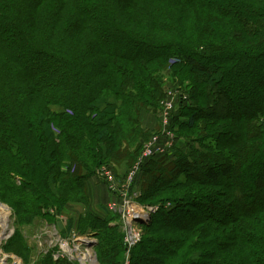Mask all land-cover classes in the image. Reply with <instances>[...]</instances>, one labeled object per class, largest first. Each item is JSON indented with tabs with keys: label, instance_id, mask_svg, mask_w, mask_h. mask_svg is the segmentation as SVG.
<instances>
[{
	"label": "trees",
	"instance_id": "obj_1",
	"mask_svg": "<svg viewBox=\"0 0 264 264\" xmlns=\"http://www.w3.org/2000/svg\"><path fill=\"white\" fill-rule=\"evenodd\" d=\"M187 70L190 103L170 129L189 149L144 161L139 201L161 206L129 264H264V0H0V196L30 216L63 207L54 184L132 159L118 140L123 121L139 123L124 115L157 107L162 80ZM7 160L33 194L2 171ZM109 223L100 263L125 264ZM5 250L29 258L19 234Z\"/></svg>",
	"mask_w": 264,
	"mask_h": 264
},
{
	"label": "rangeland",
	"instance_id": "obj_2",
	"mask_svg": "<svg viewBox=\"0 0 264 264\" xmlns=\"http://www.w3.org/2000/svg\"><path fill=\"white\" fill-rule=\"evenodd\" d=\"M175 63L179 64V59L173 58L170 62V65H174ZM180 67L182 69H188V67L181 63ZM185 75H183L182 80L178 83L173 82L170 78H165L162 80V88L160 89V99L157 102V107H153L152 109L148 107H140V110L136 113V116L132 115V112L127 111V114L124 115L131 116V120L133 121V118H136L138 120L139 124H133L132 122H125L122 123L123 127L121 129V137L119 141V146L123 148L122 151L125 150V156L127 155L128 151H130L132 154V159L134 158V163L132 162L131 165H129V160L132 159H124L119 160L113 159V158H107V160L111 164L113 168H111L114 172H117V184L123 185L126 182V177L129 176V173L131 169H133L136 164L138 163V160L144 151L145 147L148 145L150 139L155 134L159 136V145H164L165 151L163 153H154L149 159L152 161L160 159V158H174L175 155H177L180 152H183L184 150L189 149L184 141L183 137H180L177 139V136L175 135V132L170 129V123L168 126V130L172 131V137L171 139L168 138L165 134H163V127H164V121H165V108H167L170 105V111H169V120L170 116L172 115L173 108L176 107L177 104H180L182 102H185L183 106H188L189 96L188 92L185 91L188 89V86L190 82H192L191 75L188 74V70L186 71ZM185 89V90H184ZM188 97V98H187ZM122 110H126V108H122ZM130 112V113H129ZM128 116V117H129ZM127 117V118H128ZM181 119L180 116L176 118V122H178ZM184 119H187L185 117ZM58 128V127H56ZM59 129V128H58ZM57 130V129H56ZM180 131V130H179ZM186 133H194L195 130L193 129H187L184 130ZM177 133V132H176ZM133 141V142H132ZM11 140L9 141V143ZM17 138L14 139L11 144L12 148H17ZM128 143V145L125 144ZM139 143V147L137 148V145ZM97 143L93 144L94 150L97 151ZM0 147L3 148V145ZM60 158V157H59ZM3 154H0V164L3 163ZM154 159V160H153ZM146 160V159H145ZM144 160V161H145ZM144 161L142 165L144 164ZM150 161V160H149ZM151 161V162H152ZM53 162V161H52ZM52 162H49L47 166L50 168L49 173H52ZM5 165H7L5 168H1L3 172H10L12 174L13 183L15 184V187L24 189V191L29 192V196L33 194V184L34 182L32 180L31 186L28 184V180L26 178H19L17 177V174H15L14 166H12L11 161L7 160ZM115 165V166H114ZM105 165L101 167L97 166L95 167L94 171L91 172L87 179H80L78 176L71 177L72 182H69V180H66L67 177H62L57 183L56 186L54 184L55 192L61 195L55 194L54 199L58 201H63L65 199H70L64 201L66 204L63 205V207H58V205H52V206H46V204H41L39 207V211L36 213V215L30 216L29 210H21V211H14V205H15V198L14 196L9 197L8 199H3L0 196V220H3V215L7 214V211L10 210L12 213L11 220L6 222V217H4V223L3 227H13L12 234L9 240L6 242V244L16 237L18 234L21 236L22 242L25 245V250L29 252V258L23 257L19 252L15 251H6L5 245L4 248L2 247V250L9 255H14L16 258V264H42V260L45 259L47 255H50L52 258V261L55 262H61L65 264H76V262L69 261L68 259L59 258L58 260H55V257L57 253L55 251L57 248H49L48 243L56 242V236H55V229H59L58 223L62 222L64 224V230L60 234L63 239H66L69 237L71 231H75L78 236L84 237L88 236L94 239V248L97 254L98 258V264L100 263L99 260V254H98V247L101 242L100 236L97 234V232H103L104 225L103 222L109 221L110 227H118V231H120L124 238L126 236V230L125 225L123 223V215L119 211H113L110 209V203L115 201L118 202V198L115 197V195L110 191L109 185L106 183V180L104 178V175L102 173V169ZM67 167H64L66 169ZM142 168V166H141ZM138 171L137 175L134 178V183L132 185V188L138 193V196L141 198V194H144L143 186L144 181L142 183L143 177H145V174L143 173L142 177L139 179V173L141 171ZM152 172L155 174V166H153ZM52 169V170H51ZM74 170L71 171V176L74 175ZM151 172V171H150ZM70 175V173L68 174ZM138 176V180L136 181V177ZM147 176V175H146ZM70 178V179H71ZM160 177L155 174V179L157 181ZM23 179L26 181L24 182ZM77 179V180H76ZM29 181V182H30ZM77 181H81L78 184H81L84 188H86V191L84 192V189H81V186L77 184ZM126 186V184L124 185ZM123 186V187H124ZM49 193L52 195V192L49 191ZM75 193V194H74ZM10 196V195H9ZM64 197V199H63ZM14 199V200H13ZM139 199V198H138ZM140 202V201H139ZM141 203V202H140ZM145 204V203H142ZM159 207L161 204H156ZM14 206V207H13ZM167 207H170V203H167ZM16 209V207H15ZM33 209V208H30ZM32 211V210H31ZM60 211V212H57ZM17 212V213H16ZM29 212V213H27ZM27 215V216H26ZM136 217L143 218L142 215H136ZM157 218V216L155 217ZM132 221H136V219L130 218ZM153 221V217L151 219ZM141 221V220H140ZM155 221V220H154ZM11 225V226H10ZM147 225V224H146ZM9 228L3 233V237L5 238L7 232L9 231ZM102 229V230H101ZM60 230V229H59ZM38 235H40V239H38ZM144 235V229L143 234ZM3 238V239H4ZM143 238V237H142ZM162 240L152 241L151 245L152 247L158 246V244L161 243ZM2 244H0V247ZM132 252V250H131ZM126 260H130L131 253L128 255L126 253ZM129 256V257H128Z\"/></svg>",
	"mask_w": 264,
	"mask_h": 264
},
{
	"label": "built area",
	"instance_id": "obj_3",
	"mask_svg": "<svg viewBox=\"0 0 264 264\" xmlns=\"http://www.w3.org/2000/svg\"><path fill=\"white\" fill-rule=\"evenodd\" d=\"M170 105L165 108L166 116L164 121V127L162 130L168 138L171 139L172 131L168 130L169 126V111ZM159 136L153 135L150 139L148 145L145 147L142 152L138 163L136 166L131 169L129 176L126 177V186L117 184V175L111 169L112 166H104L102 173L106 180V183L109 185L110 191L118 198V202H111L110 209L113 211H119L123 215V223L125 225L126 236L124 238L126 244V253L129 255L131 250L140 243L143 237L144 226L150 223L154 214L160 209L158 205L151 204H142L139 202L138 193L132 188L134 183V178L140 170L142 163L145 159L151 157L154 153H163L165 151L164 145H159ZM124 186V187H123ZM136 215H142L143 218L136 217ZM12 213L10 210L7 211V214L3 215V220H0V264H16V258L14 255L6 254L2 247L9 240L12 234L13 227H3L4 217H6V222L11 220ZM130 218L136 219V221L130 220ZM141 220V221H140ZM3 224V225H1ZM11 226V225H10ZM9 228L5 238L3 233ZM60 229V228H59ZM55 229L56 242L48 243L49 248H57L55 253H57L55 260L59 258L68 259L69 261L76 262V264H98V258L95 251L94 239L88 236H78L75 231H71L68 238L63 239L61 233L63 229ZM38 235V239H40ZM4 238V239H3ZM129 257V256H128ZM126 264H129L127 261Z\"/></svg>",
	"mask_w": 264,
	"mask_h": 264
},
{
	"label": "water",
	"instance_id": "obj_4",
	"mask_svg": "<svg viewBox=\"0 0 264 264\" xmlns=\"http://www.w3.org/2000/svg\"><path fill=\"white\" fill-rule=\"evenodd\" d=\"M58 226H59L60 229H63L64 228V224L62 222H59L58 223Z\"/></svg>",
	"mask_w": 264,
	"mask_h": 264
},
{
	"label": "bare ground",
	"instance_id": "obj_5",
	"mask_svg": "<svg viewBox=\"0 0 264 264\" xmlns=\"http://www.w3.org/2000/svg\"><path fill=\"white\" fill-rule=\"evenodd\" d=\"M130 254V253H129Z\"/></svg>",
	"mask_w": 264,
	"mask_h": 264
}]
</instances>
